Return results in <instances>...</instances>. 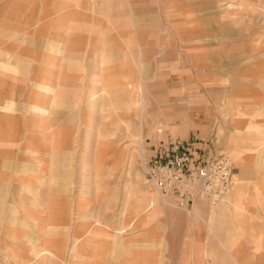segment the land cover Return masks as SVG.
I'll return each mask as SVG.
<instances>
[{
	"label": "rangeland",
	"instance_id": "1",
	"mask_svg": "<svg viewBox=\"0 0 264 264\" xmlns=\"http://www.w3.org/2000/svg\"><path fill=\"white\" fill-rule=\"evenodd\" d=\"M70 3L69 21L58 18L56 5L36 24L70 30V81L60 72L61 81L42 84L56 90L48 116L53 141L33 149L46 157L28 156L23 225L8 216L0 228V264H112V238L125 255L127 234L160 203L173 213L195 203L216 208L244 171L262 178L264 197V0ZM68 98L70 108L63 106ZM67 122L74 138L68 152L59 129ZM177 144L197 165L213 157L229 162L224 198L181 205L148 181L150 160ZM39 186L49 193H37ZM92 246L96 259H80V247L89 254Z\"/></svg>",
	"mask_w": 264,
	"mask_h": 264
},
{
	"label": "crops",
	"instance_id": "2",
	"mask_svg": "<svg viewBox=\"0 0 264 264\" xmlns=\"http://www.w3.org/2000/svg\"><path fill=\"white\" fill-rule=\"evenodd\" d=\"M56 5H61L63 11L58 18L69 21L70 0H0V17L7 25L0 27V228L8 225V216L14 225H23L22 182L24 171L32 168L28 156L46 157L47 153L33 149L52 145L50 131L54 125L48 116L53 113L56 90L53 85L42 84L61 81L60 72L63 82L70 81V30L36 25L39 20L51 18ZM104 7L103 2L98 5L100 10ZM40 86L48 91H40ZM65 105L70 108L69 98L63 102ZM59 129L61 146L67 151L74 141L71 122ZM47 162L42 163L44 168ZM42 177L36 176L35 183H44ZM238 177L240 183L216 208L195 203L188 210L173 213L160 203L151 217L148 214L136 230L127 234L125 255L119 250V240L112 238V264H264V197L259 187L262 178L248 171ZM40 188L37 193H49ZM83 220L80 214L79 230L85 224ZM91 241L96 245L100 241L98 234ZM86 250L80 247V259H96V247L92 246L89 254Z\"/></svg>",
	"mask_w": 264,
	"mask_h": 264
},
{
	"label": "built area",
	"instance_id": "3",
	"mask_svg": "<svg viewBox=\"0 0 264 264\" xmlns=\"http://www.w3.org/2000/svg\"><path fill=\"white\" fill-rule=\"evenodd\" d=\"M148 167L147 179L164 195L175 197L181 205L198 200L220 201L231 179V166L223 157L195 164L192 155L177 144Z\"/></svg>",
	"mask_w": 264,
	"mask_h": 264
}]
</instances>
